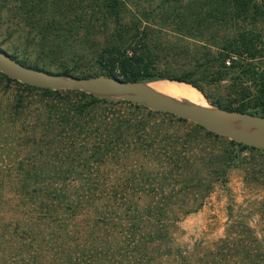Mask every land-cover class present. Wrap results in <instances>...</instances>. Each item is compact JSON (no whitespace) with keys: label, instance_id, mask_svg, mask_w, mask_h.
<instances>
[{"label":"trees","instance_id":"obj_1","mask_svg":"<svg viewBox=\"0 0 264 264\" xmlns=\"http://www.w3.org/2000/svg\"><path fill=\"white\" fill-rule=\"evenodd\" d=\"M2 1L43 50L55 54L70 40L80 46L72 55L85 60L88 49L104 75L184 80L221 109L264 117L262 69L242 67L223 98L209 97L187 72L158 70L147 42L149 11L128 16L141 0ZM186 1L182 17L179 6H170L177 0L157 6L167 3L169 19L189 28L210 25V36L219 37L205 60L211 79L240 67L264 43V0ZM228 25L231 34L219 33ZM58 38L61 45L52 40ZM16 60L40 68L35 60ZM0 83L6 87L0 96V264H264V253L245 250L238 239L223 237L203 249L173 242L177 221L201 206L210 181L222 178L227 156L210 158L217 134L127 99L90 100V92L41 88L2 72Z\"/></svg>","mask_w":264,"mask_h":264},{"label":"rangeland","instance_id":"obj_2","mask_svg":"<svg viewBox=\"0 0 264 264\" xmlns=\"http://www.w3.org/2000/svg\"><path fill=\"white\" fill-rule=\"evenodd\" d=\"M160 1L141 0L142 6H133V10L128 14L129 16L132 12L139 14L142 11H149L145 21L147 42L154 46L150 50L158 70L166 74L187 72V78L195 80L212 98H223L228 91L233 90L232 81L236 80L234 76H240L242 67L255 66L258 70H264V43H262L258 45L257 53L253 58L244 57L240 67L227 69L226 75L218 80L211 79L212 68H210V62L205 60L215 50L214 44L219 37L210 36L212 33L210 25L206 28H189L183 24H177L169 19L171 15L168 13L165 15L163 8L167 3L157 6ZM186 2V0H177V2H171L170 6H179L182 17L185 12L183 5ZM10 12H14V9L11 7L10 10L8 4L4 1L0 2V48L9 55L15 51L16 59H24L30 64L36 63L35 60L39 64V69L57 73L63 70L74 75H104L106 73L88 49L83 50L87 53L86 59L77 60L72 54L77 48L80 49V46L73 41L66 40V45H61L59 38L52 39L64 48L55 54L48 52L47 49H41L40 47L43 46L39 43L40 40L32 36L33 30L29 31L28 24L23 25L25 21L18 16L11 17ZM169 12L172 13V10ZM164 17L168 19H161ZM15 21H18V24H15ZM232 32L233 27L230 25L219 29V33L222 34ZM228 58L235 59V56H228ZM240 79L244 80L245 84H252L247 76H242ZM154 80L157 79L145 80L142 83ZM5 89V85L0 83L1 97L4 96ZM91 94L87 99H108L117 96L110 92ZM127 100L144 109L152 110L139 99ZM254 115L261 116L257 113ZM218 136V141L210 143V158L214 153L227 156L228 163L224 166L222 178L210 181V190L201 206L177 221L173 242L180 246L190 248L196 246L198 249H203L208 245H218V239L228 237L233 240L232 242H236V239L245 242V250L264 253V147L243 142L239 144L234 139ZM0 152L5 154L3 150ZM212 177L210 173V178ZM228 245L231 249L235 248L232 243Z\"/></svg>","mask_w":264,"mask_h":264},{"label":"water","instance_id":"obj_3","mask_svg":"<svg viewBox=\"0 0 264 264\" xmlns=\"http://www.w3.org/2000/svg\"><path fill=\"white\" fill-rule=\"evenodd\" d=\"M0 72L20 82L49 89H72L82 90L90 93H107L116 91L119 94L116 98L139 99L150 109L155 111L171 113L175 116L197 123L208 128L213 133L234 139L238 142L264 147V136L257 131H241L227 129L224 127L220 117L211 110L195 104H179L170 102L158 96L150 88L146 87L142 80L124 79L116 75H62L57 72L34 68L23 64L11 57L6 51L0 48ZM176 82L189 83L184 80L165 78ZM198 90L195 86L189 83ZM199 91V90H198ZM200 92V91H199ZM205 99L203 94L200 92ZM206 100V99H205ZM207 101V100H206ZM209 104V101H207ZM214 105V104H212ZM222 113L230 114L240 118L242 126H263L264 117L254 114L241 113L221 109L214 105ZM250 117L249 121L243 118Z\"/></svg>","mask_w":264,"mask_h":264},{"label":"bare ground","instance_id":"obj_4","mask_svg":"<svg viewBox=\"0 0 264 264\" xmlns=\"http://www.w3.org/2000/svg\"><path fill=\"white\" fill-rule=\"evenodd\" d=\"M150 81V80H147ZM146 87L154 91L158 96L163 99L175 102L179 104H195L205 107L215 114H217L223 122V125L227 129H235L246 132L257 131L264 136L263 126H242L241 119L230 114L222 113L216 109L214 105L209 104L200 94L198 90L192 87L189 83L176 82L167 80L165 78H159L152 82L143 83ZM113 95H118L119 92L108 91ZM246 121L250 120V117L243 118Z\"/></svg>","mask_w":264,"mask_h":264}]
</instances>
